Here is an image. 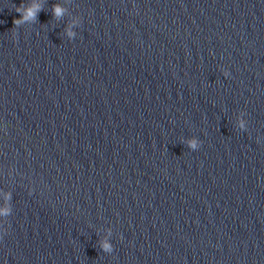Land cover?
<instances>
[{"label": "clouds", "instance_id": "obj_1", "mask_svg": "<svg viewBox=\"0 0 264 264\" xmlns=\"http://www.w3.org/2000/svg\"><path fill=\"white\" fill-rule=\"evenodd\" d=\"M40 10L39 6H34V7H29L28 9L24 10L22 16L19 19L14 20V25H19L20 23L29 21V20H34L36 17V13ZM17 12L21 11V8L16 9ZM63 9L60 6H54V15L56 17H60L63 14ZM189 146L192 148L196 147V142L195 141H190ZM104 249L106 251H111V245L105 243L103 245Z\"/></svg>", "mask_w": 264, "mask_h": 264}]
</instances>
